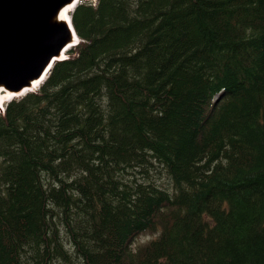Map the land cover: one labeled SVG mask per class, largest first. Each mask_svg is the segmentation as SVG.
Here are the masks:
<instances>
[{
    "label": "trees",
    "instance_id": "1",
    "mask_svg": "<svg viewBox=\"0 0 264 264\" xmlns=\"http://www.w3.org/2000/svg\"><path fill=\"white\" fill-rule=\"evenodd\" d=\"M71 17L82 41L0 112V264H264V0Z\"/></svg>",
    "mask_w": 264,
    "mask_h": 264
},
{
    "label": "water",
    "instance_id": "2",
    "mask_svg": "<svg viewBox=\"0 0 264 264\" xmlns=\"http://www.w3.org/2000/svg\"><path fill=\"white\" fill-rule=\"evenodd\" d=\"M5 1L6 0H0V10L5 6ZM63 1L64 0H56V3L54 2V5L52 4V10L50 7L51 11H49V19L45 20V24H47L43 27L42 30H37L35 26L30 25V21L26 18V15H29V13H31L32 18L34 15L35 18H38L35 14V11H39L37 7V0H9V7H7L9 11L7 21H9H6L5 24L9 28L6 31H10V34L12 36H14L16 33H28L29 35H33L35 38H37L39 40L38 43L43 46L48 43V45H50V43L55 42H57L58 44L64 33L66 37L62 41V43L59 44V49L56 50L55 46H53L51 51H54L48 56H43L37 59L39 54H35L33 52V54L26 55L24 57V59L27 60V57L30 56L29 60L27 61L30 62V64L37 59V65L34 72L32 73L31 78L25 74L20 73L16 68L10 69L7 65H5L4 68H1L0 97L1 95H8L10 99L12 97L21 96L27 93L28 91H36L38 86L44 81V79L49 74L53 63L56 60H60L61 57H64L65 53L69 50L70 47L75 46L79 43L80 38L76 33L71 17L69 16V12L74 9L79 0H68L66 3H64ZM49 2H52V0H49ZM59 2L60 4L57 5ZM43 14L47 15L46 13ZM1 32L2 30H0V35ZM4 34L6 35V32ZM3 110L4 108L2 104H0V111Z\"/></svg>",
    "mask_w": 264,
    "mask_h": 264
},
{
    "label": "bare ground",
    "instance_id": "3",
    "mask_svg": "<svg viewBox=\"0 0 264 264\" xmlns=\"http://www.w3.org/2000/svg\"><path fill=\"white\" fill-rule=\"evenodd\" d=\"M55 1L56 0H52V2H49V0H37V7H38L39 11L38 12L35 11V14L39 19L35 18L34 17L35 15L32 18L31 13H29V15L25 14L26 18L30 21V25L35 26L37 30H42L43 27L47 24V23L45 24V20L49 19V17H48L49 11L52 10L51 6ZM67 1L68 0H64L63 2L66 3ZM81 1L82 0H79L77 2L76 6L79 3H81ZM8 2H9V0H6L5 6L0 10V30H2V32H3V33L1 32V35H0V69L4 68V66L7 65L10 69L16 68L20 73L25 74L31 78L32 73L35 70L34 67L36 66V60L39 59L40 57L48 56L49 54H51L54 51V50L51 51L53 46H55L56 50L59 49L58 48L59 44H57V42H55V43H50L51 46L48 45L49 43L43 46V45H40L38 43L39 40L37 38H35L33 35H29L28 33H16L14 36H12L10 34V31L7 32L6 30L9 28L7 27L5 22L7 21V18H8L7 16L9 15L8 14L9 11L7 9V7H9ZM47 2L50 3L51 5L48 4ZM59 4H60V2L57 5H59ZM50 7H51V10H50ZM10 13H11V11H10ZM43 13H46L47 15H44ZM69 15L71 17L70 12H69ZM13 19H14V17H13ZM71 19H72V17H71ZM5 32H6V35L4 34ZM38 44H39V48H38ZM33 52L35 54H39V56L33 63L30 64V62H27L24 59V57L26 55L33 54ZM65 56H66V54H65ZM9 101H10V99H9L8 95H5V96L1 95L0 104H2L3 108L6 107V104Z\"/></svg>",
    "mask_w": 264,
    "mask_h": 264
},
{
    "label": "rangeland",
    "instance_id": "4",
    "mask_svg": "<svg viewBox=\"0 0 264 264\" xmlns=\"http://www.w3.org/2000/svg\"><path fill=\"white\" fill-rule=\"evenodd\" d=\"M86 1H91L92 3H94V4H96L97 3V0H86ZM31 4V3H30ZM76 8V7H75ZM75 8H74V10H75ZM65 33L62 35V37H61V39H60V41L58 42V44H60V43H62V41L65 39ZM75 49V48H74ZM69 56H70V54H68ZM75 55V54H74ZM29 58H30V56H28L27 57V60L26 61H28L29 60ZM33 60V59H32ZM31 60V61H32ZM37 65V64H36ZM34 68H36V66L34 67ZM38 69V68H37ZM79 90H81V89H78V91ZM77 90H74V92H76ZM96 99H97V94H94V95H92V96H90L89 98H88V100H87V104L90 106V108H92L94 105H95V103H96ZM102 102H103V104L105 103V100H102ZM4 112V111H3ZM2 112V113H3ZM89 141L90 142H92V143H94L93 145H95V150H97V149H102V147H101V145H103V143H100L99 142V139L95 136L94 138H89ZM44 150V149H43ZM42 155V154H41ZM146 157H147V159H149L148 161H146L145 163H144V167H136V168H134V169H131L132 171H135L136 173H137V177H138V179H141V176L142 175H145V168H147V167H149L150 168V171H151V176H153L154 178H158V177H160V176H163V179H162V182H163V185H164V187H166V188H171V183H170V181L168 180V179H166V177L164 176V174H163V172H164V170L162 169V166L158 163V162H156V161H154V163H153V165H151V163H150V158L147 156V155H145ZM48 160H49V158H48ZM61 160H57V159H51V162L54 164L55 162H60ZM144 169V170H143ZM55 171H57V172H59V170H58V168H56V170ZM48 183H49V186H51V185H54L55 187H59L60 185L58 184V182L56 181V182H54V181H52L51 180V178H50V180H48L47 181ZM54 191V188L53 187H50L49 189H48V192L50 193V192H53ZM53 226H54V224H53ZM61 228H62V226H61ZM154 235L152 234V233H150V232H146V233H142V234H140V235H138L137 237H136V239H135V242H134V247H136L137 245H140V244H143V243H145V242H147L148 240H150V239H152V237H153ZM66 247L69 249V251L71 252V253H73L74 254V249L73 248H71L70 247V245H68V244H66ZM75 248H77V247H75ZM77 250H78V254H77V258H81L82 256H81V253H80V250L77 248ZM82 252V251H81ZM77 258H75V262L74 263H72V264H81L80 263V261L77 259ZM68 264H71V263H68Z\"/></svg>",
    "mask_w": 264,
    "mask_h": 264
}]
</instances>
